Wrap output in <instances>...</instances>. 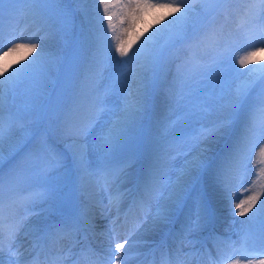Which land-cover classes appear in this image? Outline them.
Instances as JSON below:
<instances>
[{
    "label": "snow or ice",
    "instance_id": "snow-or-ice-1",
    "mask_svg": "<svg viewBox=\"0 0 264 264\" xmlns=\"http://www.w3.org/2000/svg\"><path fill=\"white\" fill-rule=\"evenodd\" d=\"M76 2L80 0H0V39L5 12L11 17L18 4L27 6L24 11L33 17L36 33H42L39 38H34L36 33L10 38L6 50L0 46V161L5 142L17 133L35 138L29 117L38 114L49 124L23 167H13L7 174L0 167V264H5V255L7 264H64L69 257H75L72 264H80V257L86 264H127L135 242L131 236L119 239L122 202L129 200L130 209L144 210L156 200L153 221L158 224L171 223L190 202L184 227L200 228L210 215L207 187L197 188L202 178H210L211 186L221 189L213 194L226 197L235 209L232 215L247 216L237 240H221L215 256L205 250L209 264H264V92L250 99L256 80L264 79V62L253 60L257 52H264V47H253L257 42L264 44V0H93L99 23L94 47L46 54L44 39L63 33ZM211 13L225 21L235 18V30L225 33L223 25L212 22L201 30L203 19ZM149 17L152 23L141 31L139 25ZM153 27L155 31H150ZM165 32L172 35L161 44ZM238 41L252 47L235 60L246 72L232 66L231 54ZM167 43L186 45L184 61L178 66L184 83L221 66L231 67L237 79L249 78L234 89L221 78L219 91L213 90L210 97L190 90L185 95L182 89L176 103L183 107L174 113L176 118L169 116L144 133L139 129L147 102L144 81ZM208 55L211 64L202 62ZM116 57L117 64L132 67L125 79L116 77L101 88L102 68ZM253 62L260 66L248 68ZM185 65L190 72H185ZM21 87L30 103L23 110H6L5 96ZM113 96L119 103H110ZM53 135L62 148L51 142ZM221 136L226 138L224 149L209 156L207 146ZM257 147L251 184L241 190V195L250 194L233 204L231 181L248 173L249 157ZM178 157L182 164L173 173L172 162ZM93 181L116 210L103 228L96 224L85 198ZM37 199L72 211L61 212L57 222L40 230L31 250H21L17 245L21 225L14 219L12 204L19 200L28 207ZM98 229L107 240L103 250L87 242L89 233ZM182 232L183 228L169 235ZM66 238L75 241L72 248L49 247ZM191 247L189 255L197 254L195 244ZM161 260L170 264L164 254Z\"/></svg>",
    "mask_w": 264,
    "mask_h": 264
},
{
    "label": "rangeland",
    "instance_id": "rangeland-1",
    "mask_svg": "<svg viewBox=\"0 0 264 264\" xmlns=\"http://www.w3.org/2000/svg\"><path fill=\"white\" fill-rule=\"evenodd\" d=\"M83 2L88 3L86 7V13H87V19H88L89 24L76 22L75 21L76 17L74 19H69V21L66 20L63 25V28H64L63 33L58 36H52V39L59 38L62 44L61 45L59 44L58 46L48 47L49 53L64 55L76 49L77 47H83L86 51L94 47V39H95L94 32L98 31L99 29V23L95 16L97 8L94 6L93 0H84ZM72 5H73V9H75V12H76L77 8L74 7L75 6L74 4ZM101 15H102V10H101ZM19 16L17 17L18 21H20ZM11 17L9 16L7 12H5V15L3 18V28H2L3 40H6V36L8 34L9 29L13 28V30L11 31V35H16V32H17L16 29L17 27L19 28L18 25L13 24L12 22L8 20V19L11 20ZM209 22H212L216 24L217 26L223 25L225 33L229 31H234L236 27L235 18L225 21L223 19V16L219 15L218 13H211V14H208L203 19L201 23V30H204V28L208 26ZM19 23H21V21ZM151 23H152L151 17L147 18L145 23H142L139 25L140 30L143 31V29L147 27L148 24H151ZM162 26L163 25L161 24V25H156L155 27H162ZM155 27L150 29V31H155ZM145 34L147 35L149 33H145ZM170 35L172 34L168 32H165L164 34H162V36L160 37V43L166 44V42H169ZM3 40L0 39V44H3L1 42ZM65 41L67 42L65 43ZM255 45H257V47H264V44H260L259 42L255 43ZM3 48H5V45H2V49ZM185 50H186V45L184 44L177 43L173 45L171 43H167V46L163 48L162 57L160 61L155 65V67L151 71L148 72L147 77L144 81V86L146 88L147 102L145 106V112L141 116L140 121H139V129L142 132L147 133V131L154 128L158 122L165 120L169 116H171L173 119L176 118L174 113H176L179 108L183 107V105H178L176 103L177 100L180 99V92L182 89L185 92V95H187L188 91L190 90L192 93L196 95L210 97V94L213 92V90H216L217 92L219 91L217 85H218V82L221 80V78H223V80L227 84H230L233 89L238 84H240L244 79L249 78V77H240L239 79H237L231 67L221 66V67H215L213 70L207 71L206 74H203V75L197 74L193 76V78L190 81H188L187 83H184V81H182L181 78L178 76V66L182 64L184 61L185 54H186ZM247 51H250V46L247 45L246 41H238L234 45V50L231 54L232 66L236 69H239L240 72H246L247 69L240 68L239 64L235 63V60L238 57L244 55ZM261 59L259 57L258 58L255 56L253 57L254 61L262 62ZM116 60H119V57H116L115 60L103 66L102 68L103 77L100 80L101 88H103L107 84H110L116 77L125 79L128 69L132 67V65L123 66V65L117 64L115 62ZM202 62L205 64H211L212 62L211 56L210 55L205 56ZM259 66H260L259 63L253 62L248 65V68H258ZM184 68H185L186 73L191 71V68L188 65H185ZM258 75L259 74H253V76H258ZM53 79H55V70L53 73ZM169 82L171 83L170 87L173 88L172 90L173 99L170 100L171 102L164 105L163 102L169 98L168 93H169V90L171 89L169 87H166V85ZM123 90L127 91V87H124ZM261 90H263L264 92V79H257L256 83L254 84L251 90L250 99L255 100L257 96L261 93ZM16 92H18V89L16 90ZM10 95L12 96L13 94H10ZM110 103H119L118 97L116 96L111 97ZM28 104H29V100L26 95L24 98L20 100L19 106H16L15 104H13L12 101H8L6 108H10L12 111L23 110ZM159 107H166V109L162 111V113H159L157 111ZM36 116H39V115L37 114ZM104 119H107V117H104ZM46 127H47V130H49V124H47ZM225 139L226 138L224 136H221L209 145L210 146L220 145L222 142H225ZM55 140L58 141L57 139ZM256 151H258V147L254 150L253 155L249 157L248 173L242 176H237L235 178V181H236L235 190L236 192H238L239 198H241L240 196L241 190L243 188L249 187L251 184V179H252L251 172L253 170L252 165L255 163V160H256V157H255ZM209 152L211 153L212 151H209ZM146 163L147 162H145V166H146ZM172 163H173L172 171L174 173L176 169H178L181 166L182 160L178 157ZM25 164H26V157H24V159L22 160H17L13 167H17V166L23 167ZM132 171H135V168ZM207 185H208V182L206 178V180L203 181L202 183V188L204 187L209 188ZM89 186L94 190L93 192L94 195L91 194V198L89 199L90 206H92L96 200L98 201L99 199L103 198L102 192L104 191V189L100 186H97V184L94 181L90 182L88 184V187ZM249 194H250L249 192L243 193V195H247V196ZM6 199H7V190H6ZM261 199H264V196H262ZM237 202H239L238 198H237ZM31 205L38 206V205H41V202L40 200H36ZM31 205H29L27 208H30ZM156 206H157V201L153 200L151 202V207L153 208V210L155 209V211H156ZM189 207L191 208V203ZM25 210H26L25 206L22 202H20L19 200H16L14 202L13 204L14 214L18 213L22 215V213H24ZM151 212L152 211L150 208L148 210L146 209L145 211L141 210V213L143 216L140 218L141 220L137 221L138 222L137 227L138 225L140 226L142 224V226L145 228L143 232L145 236H148V235L151 236L155 234L150 231V228H147L143 225V223H146V221L150 218L149 215ZM184 213H188V211L185 210ZM232 213L233 212L230 213V216H233L232 218H235V219L229 218L228 220V223L231 227L230 233L233 237L238 238L241 228L245 227V225L242 224L241 222L246 221L247 216L245 217L234 216L232 215ZM225 222L227 221L225 220ZM150 224L153 225L154 223L151 222ZM164 225L165 224H162L161 227H163Z\"/></svg>",
    "mask_w": 264,
    "mask_h": 264
},
{
    "label": "bare ground",
    "instance_id": "bare-ground-1",
    "mask_svg": "<svg viewBox=\"0 0 264 264\" xmlns=\"http://www.w3.org/2000/svg\"><path fill=\"white\" fill-rule=\"evenodd\" d=\"M83 1L84 0H80V2L73 3L75 5L74 7L77 8V11L76 12L74 11L72 14H70L67 17V20L74 19L76 17V19H75L76 22L89 24L88 19H87V13H86V7H87L88 3H85ZM94 6L97 8V4L96 3H94ZM15 7L18 9V11L12 15V17H13V22L12 23L18 25L19 28L17 27V29H16L17 30L16 35H14L13 37H9L8 38V43L6 42V48H4V50H6L7 47L10 46V43H9L10 38L19 37V36H23V37L26 38V37H28L30 35H33V33H36L37 25H36L33 17L31 16L30 13H28L27 11H24V9L27 6L26 5H22V4H18ZM71 7L73 8V5H71ZM18 16L20 17L21 23H19L20 21H18V18H17ZM12 30H13V28L9 29V31H8L9 35L11 34ZM41 35H42V33H36V36L34 38H39ZM43 43H44L45 53L46 54L49 53L48 47L58 46L59 44L60 45L62 44L61 41L59 40V38L52 39V36H49L46 39H44ZM65 43H66V41H65ZM253 47H257V45H254ZM251 50H252V47H250V51ZM16 55L19 56L21 54H16ZM255 57H257V58L259 57L260 59L262 58L261 61L264 62V52H257ZM170 86H171V83L169 82L166 85V87L171 88ZM170 90H169V93H168L169 98L172 97L173 88H171ZM25 96H26V93H25V89L23 87L18 88V92L13 93L12 96L11 95H6L5 99H4L5 109L6 110L10 109V108H6L8 101H12L13 104H15L16 106H19L20 100L22 98H24ZM165 102H166V100L163 102L164 105H165ZM165 109H166V107H159V109L157 111L159 113H162V111H164ZM28 120L30 122H32V130L35 133V138L22 137L19 133L14 135L12 137L11 141H6L5 142L4 149H3V160L2 161H4L6 158H8L9 156H11L14 153H15V155L10 159V162L13 163L16 160L20 159L19 154L16 153L17 148L22 146V148L19 150L20 153L21 154L28 153L35 146V144L40 139V137L44 135L43 127L46 126V121L45 120H41L38 116L29 117ZM53 137L55 139H57L58 141L55 142V143H53V142L52 143L56 147L62 148L61 140L57 136L53 135L51 137V141L54 140ZM207 147H208V149H210L209 145ZM2 161H0V162H2ZM173 178H175V177H173ZM231 185H232L233 191H234V188H235V180L234 179L231 181ZM219 191H220L219 188H215V189H213V192H212V195H213V198H214L215 208L217 209V210H214V217H215L214 226L220 225V218H221V220L232 218L233 216H230V213L235 211V209L232 208L230 206V204L227 202L226 197H223L224 200H222V199L218 200L219 198H222V197L219 196V195H214L213 194L214 192H219ZM236 195H237V193L235 192V196H234V198L232 200L233 204L234 203H238L237 202V198L240 200V199H244L245 197H247V195H242L241 198H239ZM163 202H164L163 199H161L160 203H163ZM99 206H103L101 201L99 203ZM257 206H259V205H257ZM61 212L64 213V209H60L59 212L52 213V219H51L49 224L57 222L58 219L60 218ZM114 212L116 214V211H114ZM155 212L156 211H153V212L150 213L149 222L143 223V225L145 227L150 228V231L152 233H155V234L149 236L150 238H153L154 240L160 238L161 234H162V231L159 230L161 228V224L154 223V221H153V216H154ZM92 214H93L94 217H96V224L97 225L100 223V220H106L107 219L106 217L108 215L107 212H105L103 210L94 211V212H92ZM249 214H251V213H249ZM101 216H103L104 219H101L100 218ZM137 218L138 217H136V218L132 217V218H128V219L123 218L122 227L120 228L121 235H120L119 238L123 237V239H124L125 237H128V236H131V237L134 236L135 239L138 238V240H139L142 237H144L143 232H144L145 228L142 226V224L139 227H137L138 222H133ZM107 222H108V220H107ZM151 222H153L154 224L151 225L150 224ZM23 227H24V232H18V234H17V238H18L17 245L21 248V250H25V249L31 250V246H32V244L34 242L32 241V238L29 237V236L32 233L36 232L40 228L39 219L35 217L31 221L27 220V222L23 223ZM133 228H136L135 231L132 230ZM188 228H189V230L192 229V227H188ZM160 231H161V233L158 234ZM129 232H131V233H129ZM123 239H121V241ZM89 240H92L95 243L99 244L102 248H106L107 247V244H106L107 240L105 239V237L103 235L100 234L99 229L96 232L89 233ZM89 240L87 242H89ZM233 240H237V238H234ZM180 244L181 245L182 244H188L187 235H186L185 239L182 240V242L180 241ZM189 245L192 246V243H190ZM190 246H187L186 248H183V247L179 246V249L177 250V247L171 244L170 247H173L175 249V251L176 250L177 251H176V256H175L176 259L175 260H172L171 256H169L170 264H183V261H186V263L187 262L192 263L193 261L198 262L199 259H202V253L198 254V251H197V254H195V255H189V253L192 251V247H190ZM49 247H50V245H49ZM69 248H71V247H69ZM127 248L128 247L126 246V249ZM230 253H231V249H227L226 250V254H230ZM140 255L141 254L135 255V257L137 258ZM130 257H131V255L129 256V258ZM152 258H153L152 257V251H150L143 258L142 263L146 262V261H150V260H152ZM8 259H9L8 256L5 255V264H7ZM207 260L208 259L205 258V259H203V262H199V263L205 264V263H207ZM142 263H140V264H142ZM64 264H72V262H69V261L65 262L64 261ZM161 264H162V261H161Z\"/></svg>",
    "mask_w": 264,
    "mask_h": 264
}]
</instances>
